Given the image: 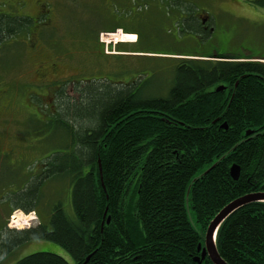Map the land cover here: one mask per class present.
<instances>
[{"label": "trees", "instance_id": "obj_1", "mask_svg": "<svg viewBox=\"0 0 264 264\" xmlns=\"http://www.w3.org/2000/svg\"><path fill=\"white\" fill-rule=\"evenodd\" d=\"M10 19L0 17V39L28 23ZM183 23L171 18L163 26L175 27L170 38L178 41L192 36L184 27L197 29L192 18ZM145 37L134 44L140 48L118 49L184 56L175 60L166 95H145L141 72L120 84L91 79L70 103L60 95V111L47 122L55 130L48 136L53 140H46L48 156L16 196L0 192V202L9 212L36 213L44 190L65 181L68 202L56 196L35 228L1 227L0 263L24 243L46 241L60 247L70 262L52 252H35L14 264H197L210 221L233 200L264 191V64L166 53L144 46ZM128 57L118 59L138 68L140 58ZM219 86L222 92H216ZM248 131L252 134L246 136ZM57 137L62 138L58 144ZM232 165L239 167L236 181ZM199 176L186 202L187 189ZM12 198L16 203H10ZM216 246L227 264H264V204L232 214L221 225ZM201 264L212 263L205 258Z\"/></svg>", "mask_w": 264, "mask_h": 264}, {"label": "rangeland", "instance_id": "obj_2", "mask_svg": "<svg viewBox=\"0 0 264 264\" xmlns=\"http://www.w3.org/2000/svg\"><path fill=\"white\" fill-rule=\"evenodd\" d=\"M44 1L50 4L53 26L38 32L35 39L31 36L33 23H30V20L20 17L21 15L32 13V4L29 7L26 6L23 10H19L13 6L4 7L5 13L9 14L11 17L10 20L20 19L27 20L28 22L18 26L20 29H16L15 33L13 35L11 34L12 36L6 35L0 39V59L6 54V51L13 54L9 56L11 63L14 64L8 76L10 83H17L20 81L21 83L28 84V82H30L32 78V67L35 65L36 57H31L28 49L30 48L29 45L31 42L34 41L36 46L53 50L50 53L44 49L45 52L49 54L50 60H59L60 65L65 69L64 74L68 76V78L78 80L98 79L101 78L103 74H109L111 72H113V76L114 70L118 69L117 72L119 74H116L115 77L122 81L128 76L137 79L140 77L139 72H141V91L145 95H155L159 92H161L160 95L165 94L169 87V80L172 76L175 60L184 58V56L127 53L130 55L128 58L135 57L131 55H136L138 58H143L145 60L139 59L140 63L138 64V68H134L136 64L127 63L129 60L124 59L123 62H120L121 59H118V67L116 69L113 68V59L105 60L103 57L99 56L101 45L104 46V51L107 50V46L111 47V49L109 48L106 52H108V54L110 53L109 55H115V57L120 54L125 55L119 52L118 45H124L131 49H135V38L133 39L134 36L131 34L122 33L121 29H117L113 34L106 33L104 30L113 27L123 29L124 27H130L138 21H144L145 25H148L147 28L149 32L145 31L147 32V37H145L143 43L145 42L144 46H148L149 48L161 50L166 53L176 52L189 55H197V53H199L205 56L211 49V45H216L218 41H221V45H227L228 50H233L236 53L245 55L248 59L237 60L234 58H223L222 55L219 57L195 58L210 60L212 62H259L264 64V59L262 58L264 57V6L258 3L257 0H236L234 4H230L228 1L223 0ZM154 4L159 5V7L164 8L165 11H169L174 15L179 14L180 10L186 11L189 14H199V12H201L200 16L207 20L206 25L212 27L214 31L210 36H205L200 40L192 39L191 35H182L183 37H181L180 40L174 41L170 38V35L175 32V27H165L161 22L158 25L149 22L148 19L153 18V16H146L149 14L147 9ZM202 8L205 11L202 12ZM225 12H229V14ZM134 19L138 21L135 22ZM169 31L170 34H168ZM97 33L98 38L95 39ZM106 34L110 35L106 36ZM136 48H140V45ZM124 71L126 72L123 74L122 72ZM82 84L84 87V84L87 83ZM39 88L44 89L41 87ZM33 91L42 94L43 97L40 99L31 94L29 98L28 95L30 93L25 97H21L17 94L16 107L12 110V114L20 121V126L23 129L32 131L33 133L38 132L37 135H33V137V133L31 134L28 132L25 136L27 138H24L25 140L17 150H15V148L20 144L21 135H15L12 139L13 148L17 153H23L24 143L28 145L24 152L26 162L25 164L12 163L6 166L0 163V192H15V196L18 194L16 190L25 184L26 179L30 177L32 173L38 172L39 168H41L42 162L49 154L47 147H50V145H47L48 141L46 143L45 141H52L53 137L49 138L48 135L55 132L52 123L50 124L49 122V126H47V122L52 118L54 113L51 112L50 114L37 116L35 110L37 108L42 111H47L51 108L55 110L54 108H58L60 104H63L60 102V98H55L44 90L40 91L33 89ZM24 98L26 100H24ZM72 99L73 97L69 96V103L72 102ZM42 129L43 134L38 135L39 131ZM63 131V129H59L58 133ZM39 137L44 138L39 139ZM55 140L58 144V141H61L62 138L57 137ZM41 149H44L46 152L40 153L39 150ZM65 190H68L66 181L64 184L55 188L51 186L47 187L37 206L36 213H25L20 209L11 212V217H9L8 222L11 230L18 232L37 227L40 221L47 218L49 208L56 202V196L59 195L68 202V193ZM10 203H16V200H14V198L10 199ZM23 204H26L24 200ZM14 216H18V221L13 224ZM27 217H29V219H26ZM27 223L28 225H26ZM35 252H52L64 257L70 262L69 256L57 245L46 241H34L18 246L14 252L6 257L4 261L2 260L0 264H14L20 258ZM198 258H200V256H198Z\"/></svg>", "mask_w": 264, "mask_h": 264}, {"label": "flooded vegetation", "instance_id": "obj_3", "mask_svg": "<svg viewBox=\"0 0 264 264\" xmlns=\"http://www.w3.org/2000/svg\"><path fill=\"white\" fill-rule=\"evenodd\" d=\"M222 1V0H221ZM223 1H228L230 4L236 3V0H223ZM259 1H264V0H257ZM116 3V2H115ZM32 4V13L27 14V15H21V18H25L27 20H30V23H33V27L31 30V36L33 39H35L36 35L38 32H41V30L44 29H49L50 27L53 26V16L51 15V8L50 4H48L44 0H0V17H10L9 14L5 13L4 7H15L19 10H23L26 6H30ZM139 9V8H137ZM136 11V10H135ZM205 11L202 8V12ZM148 15H152L153 18L148 19L149 22L154 23L158 25L160 22L165 25L166 21H169L171 18L173 20L176 19L177 22H184L186 19L192 18L195 23H197V29L195 31H187L186 27H184V32H188L192 34V36L195 39H201L203 36H210L214 29L210 27L209 25H206L205 19H203L199 12V14H192L190 17L186 11H179V14H171L169 11H165L164 8L159 7V5L154 4L147 9ZM137 13V12H136ZM229 14V12H225ZM138 14V13H137ZM177 16V17H176ZM11 18V17H10ZM135 20V19H134ZM138 21L137 19L135 22ZM144 21H138L137 23H134L130 27H124L118 28V27H113V28H106L104 32L106 33H114L117 29H121L122 32L131 34L134 37H136V42L138 39L143 36L144 34H147L149 32V29L147 28L148 25H145ZM143 23V24H142ZM184 24V23H183ZM184 26V25H183ZM182 31V27L179 29ZM178 30V31H179ZM147 31V32H145ZM179 31V32H180ZM205 35H204V34ZM98 38V33L95 36ZM224 37V36H222ZM221 42V41H220ZM219 41L217 42L218 44L216 45H211V49L208 51L206 56L210 57H219L222 55V57H233V56H238L240 53H236L233 50H228V46H223L221 45ZM30 48L28 49L29 55L31 57H36L35 58V65L31 72L32 78L30 79V82L27 83H21L18 81L17 83H10L9 82V74L11 69L14 67V64L11 63L9 56L13 55L9 51H6V54L2 56L0 59V163L6 165H11L13 164H20L21 162L26 161V156L24 155L25 149L28 146L26 143L23 144L24 146V151L23 153H17L15 150L20 148L22 145L23 141L27 138L25 137L26 134L33 133L32 131H27L23 129L20 126V121L17 120V118L12 114L13 109L16 107V95L18 94L21 97H25L29 93V98L31 94L35 96L36 98L43 97L42 94L34 92L33 89L37 90H44L46 93L50 94L53 97H58L60 98V94H65L66 96H71L73 99H78L79 96V89L80 87H83L82 83H90L92 80L91 79H84V80H78L74 78H68L64 74V70L62 65H60L59 60L56 59V61H52L49 59V54L45 52V50L49 51L50 53L53 51L49 48L46 47H41V46H36V43L34 41L31 42L29 45ZM135 46V45H134ZM111 49V47L107 46V50L104 51V46L101 45L100 47V52L99 56L103 57L105 60H112L114 62L113 68H117V59L118 56H130L127 53H130V51L123 52L122 48H119V51L125 55H109L108 49ZM136 48V47H135ZM45 49V50H44ZM130 49V48H128ZM135 54V53H134ZM131 56H136V55H131ZM115 57V58H114ZM31 68V69H32ZM118 70V69H117ZM117 70H114V74L112 76V73L109 74H103L101 78L98 79H93V80H100L104 82H110L114 84H120L121 80L116 78V74L118 75L119 73ZM78 84V85H77ZM68 86V87H67ZM44 88V89H40ZM29 89V90H28ZM27 93V94H26ZM27 99V97H26ZM24 98V100H26ZM39 100V99H37ZM50 100V99H49ZM27 105V103H26ZM51 108V107H50ZM53 108L48 109L47 111H42L39 110L38 108L35 110V114L38 116H42L44 114H50L53 112L54 114L60 111V107L58 108ZM52 113V114H53ZM26 131V132H25ZM43 129L39 131V134H43ZM38 132H34L33 135H37ZM15 135H21V141L20 144L15 148H13L12 144V139L15 137ZM24 135V137H23ZM49 136V135H48ZM25 138V139H24ZM44 137H39V139H43ZM46 143V141H45ZM9 217H11V212L8 211V207L4 205V202H0V229L1 227H4L6 231H10L11 227L8 225L9 222Z\"/></svg>", "mask_w": 264, "mask_h": 264}, {"label": "water", "instance_id": "obj_4", "mask_svg": "<svg viewBox=\"0 0 264 264\" xmlns=\"http://www.w3.org/2000/svg\"><path fill=\"white\" fill-rule=\"evenodd\" d=\"M224 90L223 86H219L216 88V92H222ZM221 128L224 130L227 129L226 124L224 123ZM252 131L246 132V136L251 135ZM240 144V143H239ZM235 148V147H234ZM233 148V149H234ZM224 158V157H223ZM216 164H214L210 169H212ZM98 166L100 170V164L98 160ZM210 169H208L204 174H206ZM230 176L231 178L236 181L239 178V167L236 165H232L229 168ZM199 177H196L190 184L189 188L187 189V194H186V202H187V197L189 194L190 187L193 183H195ZM254 203H263L264 204V191L260 192H254L250 193L244 196H241L232 202H230L228 205H226L209 223V225L206 228L205 235H204V248L201 250L200 246H198V252L200 253V258L196 257L194 259L197 264H201V262L207 257L208 260L212 264H227L222 260L220 257L217 246H216V239H217V234L218 231L221 227V225L236 211L242 209L243 207L254 204ZM106 213V212H105ZM105 215V214H104ZM109 218H107L106 222L108 223Z\"/></svg>", "mask_w": 264, "mask_h": 264}, {"label": "bare ground", "instance_id": "obj_5", "mask_svg": "<svg viewBox=\"0 0 264 264\" xmlns=\"http://www.w3.org/2000/svg\"><path fill=\"white\" fill-rule=\"evenodd\" d=\"M15 218H16V216H14L13 217V219H14V221H15ZM14 221H13V223H14ZM200 248H201V246H200ZM204 248V245H203V247L201 248V250ZM201 253V252H200Z\"/></svg>", "mask_w": 264, "mask_h": 264}, {"label": "snow or ice", "instance_id": "obj_6", "mask_svg": "<svg viewBox=\"0 0 264 264\" xmlns=\"http://www.w3.org/2000/svg\"><path fill=\"white\" fill-rule=\"evenodd\" d=\"M135 37H133V39H134Z\"/></svg>", "mask_w": 264, "mask_h": 264}]
</instances>
